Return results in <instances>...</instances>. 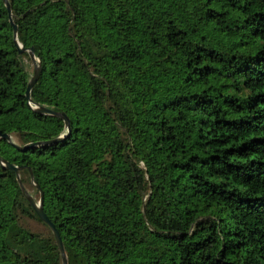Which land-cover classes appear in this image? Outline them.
<instances>
[{
  "label": "trees",
  "instance_id": "1",
  "mask_svg": "<svg viewBox=\"0 0 264 264\" xmlns=\"http://www.w3.org/2000/svg\"><path fill=\"white\" fill-rule=\"evenodd\" d=\"M7 1L0 159L67 264H264V0ZM0 264H62L1 163Z\"/></svg>",
  "mask_w": 264,
  "mask_h": 264
},
{
  "label": "water",
  "instance_id": "2",
  "mask_svg": "<svg viewBox=\"0 0 264 264\" xmlns=\"http://www.w3.org/2000/svg\"><path fill=\"white\" fill-rule=\"evenodd\" d=\"M2 1L6 7L7 12H8L9 23L13 28V42H14L16 48L18 49V54L21 55L23 53H27L30 61L33 64V73H32V76L30 77V80L27 84L26 92H25V98L28 100V102L30 104L31 90H32L33 86L37 83V81L41 75V64H40L39 60H37L36 57L34 56V52L32 49H30V50L23 49L22 46L18 43V41H17V27L13 24V21H12L10 5H9L7 0H2ZM34 111L38 114L60 118L64 122L65 128L69 131V120L66 118V116L64 114L56 113V112L51 111L49 109H46L44 107H38V106H35ZM0 138L7 141L10 144H12L16 149L21 150V151H24L27 147H31V145H28L24 148L18 147L17 145H15L12 142V138L7 134H1L0 133ZM59 140H60V138H58L56 140V142ZM0 163L2 164V166H4V167H6V168H8L11 171L16 173L20 188H21L22 192L26 195V198H27L29 204L33 208V210L36 213V215L38 216V218L44 224H46L48 226V228L50 229V231L52 232V235L54 237V240L56 242L57 248H58L60 256H61V263L67 264V259H66V255H65V251H64V247H63L60 235H59L58 231L56 230L55 226L50 222V220L48 219V217L45 215V213L43 211V193L40 190L39 186L35 183L32 173H30V181L35 186V188L37 190H39V193H40V198H39L38 202H36L35 199L22 186V184L20 182L19 175H18V168L8 164L7 162L2 161L1 159H0Z\"/></svg>",
  "mask_w": 264,
  "mask_h": 264
},
{
  "label": "rangeland",
  "instance_id": "3",
  "mask_svg": "<svg viewBox=\"0 0 264 264\" xmlns=\"http://www.w3.org/2000/svg\"><path fill=\"white\" fill-rule=\"evenodd\" d=\"M31 65L32 66H31V73L30 74L33 73V64H32V62H31ZM28 225H29V228H31L33 231H36V232H40V231L44 230L43 226H41L39 224H36V223H33V222H29Z\"/></svg>",
  "mask_w": 264,
  "mask_h": 264
}]
</instances>
